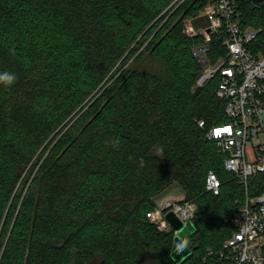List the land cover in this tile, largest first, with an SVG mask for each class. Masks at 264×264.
Returning <instances> with one entry per match:
<instances>
[{
	"label": "trees",
	"instance_id": "trees-1",
	"mask_svg": "<svg viewBox=\"0 0 264 264\" xmlns=\"http://www.w3.org/2000/svg\"><path fill=\"white\" fill-rule=\"evenodd\" d=\"M209 1L0 0V74L16 76L0 83V264H176L174 233L147 216L169 183L199 205L185 264H219L207 250L233 234L244 189L206 139V128L228 122L226 102L219 75L196 86L193 47L205 38L185 32L188 19L197 31L210 25L200 16ZM238 1L244 26L260 31L252 49L264 53V2ZM225 39L212 36V62L226 56ZM145 44L156 65L135 105L101 95L89 106ZM101 126L115 132L113 149ZM211 171L218 196L206 191Z\"/></svg>",
	"mask_w": 264,
	"mask_h": 264
},
{
	"label": "built area",
	"instance_id": "built-area-1",
	"mask_svg": "<svg viewBox=\"0 0 264 264\" xmlns=\"http://www.w3.org/2000/svg\"><path fill=\"white\" fill-rule=\"evenodd\" d=\"M178 1L181 4L185 0ZM200 16L210 19V25L201 31L194 28L191 19L185 22L188 36L205 38L193 47L202 67L196 86H205L220 76L216 93L226 102L228 122L210 128H206L204 120L198 123L201 128H206V139L215 143L219 154L224 156L225 171L244 189L240 207L230 219L233 234L220 251L208 249V257L216 256L219 264H264V53L252 49L260 31L244 26L238 0H210ZM222 31L226 35L227 54L214 63L208 55L212 36ZM222 187L218 174L211 171L206 191L218 196ZM198 211L199 205L195 201L169 200L147 216L161 232H173L175 237L178 231H174L167 214L174 212L186 225L195 223Z\"/></svg>",
	"mask_w": 264,
	"mask_h": 264
},
{
	"label": "rangeland",
	"instance_id": "rangeland-1",
	"mask_svg": "<svg viewBox=\"0 0 264 264\" xmlns=\"http://www.w3.org/2000/svg\"><path fill=\"white\" fill-rule=\"evenodd\" d=\"M122 1L125 5L127 4L129 7H133V4L131 3L132 0H122ZM145 48H146V44L140 48L139 52L136 55H133L131 57H127L128 54L124 55V57L118 64V68H117L118 70L116 71V73L106 78L102 83L101 86L102 88L99 91L98 95L94 99H92L90 103L89 101L88 103L87 102L86 103L89 104L90 106L101 95H103L105 101L107 102L109 101L110 103H117L123 105L127 100H129L131 103H133V105H135V101L133 97H135V90L138 87L139 81L142 80L146 72L153 71L154 64L156 65V62L152 58L149 59L147 58L145 53L143 54L142 51H144ZM127 70L128 72L134 70L131 76L129 77L123 75L127 72ZM87 108L88 106L85 108V110H87ZM70 126L71 125L65 128L64 133L70 128ZM97 129L98 131H102V134L100 136H101V140H103L104 142V145H108L113 149L115 147V142H114L115 132L112 130V128L101 126L98 127ZM49 152L50 149L47 150L46 155H48ZM155 195H156L155 200L158 207H163L165 206L166 202L169 200L171 201L184 200L187 197V192L179 184L169 183L163 188L162 192H158ZM165 233H171V232H165ZM186 241H188L189 243L193 242L192 239L190 238H187ZM147 264H159V261H154V262L149 261Z\"/></svg>",
	"mask_w": 264,
	"mask_h": 264
},
{
	"label": "water",
	"instance_id": "water-1",
	"mask_svg": "<svg viewBox=\"0 0 264 264\" xmlns=\"http://www.w3.org/2000/svg\"><path fill=\"white\" fill-rule=\"evenodd\" d=\"M208 32H211V29H208ZM167 220L172 224L174 231H178L174 237L171 259L176 264H185L193 255V250L188 245L180 249L179 245L183 244L187 238L197 232L196 225L193 222H188L184 225L174 212L167 214Z\"/></svg>",
	"mask_w": 264,
	"mask_h": 264
},
{
	"label": "clouds",
	"instance_id": "clouds-1",
	"mask_svg": "<svg viewBox=\"0 0 264 264\" xmlns=\"http://www.w3.org/2000/svg\"><path fill=\"white\" fill-rule=\"evenodd\" d=\"M15 80H16V76L13 73L4 72L0 74V83L5 84L6 86L13 84ZM186 245H187V241L179 245V248L183 249Z\"/></svg>",
	"mask_w": 264,
	"mask_h": 264
}]
</instances>
